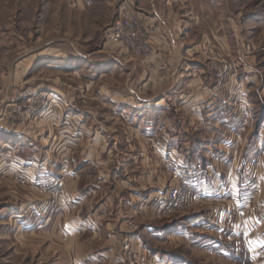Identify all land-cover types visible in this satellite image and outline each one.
I'll return each mask as SVG.
<instances>
[{
    "label": "rangeland",
    "instance_id": "1",
    "mask_svg": "<svg viewBox=\"0 0 264 264\" xmlns=\"http://www.w3.org/2000/svg\"><path fill=\"white\" fill-rule=\"evenodd\" d=\"M123 1L0 0V264H99L74 262L70 236L81 231L70 232L67 223L78 213L82 216L104 207L108 195L123 190L118 162L131 156L124 154L122 143L136 136L119 131L123 124L132 126L133 120L116 115L110 97L132 95L139 79L151 75L148 68L144 74L138 60L105 48V33ZM188 1L202 26L193 40L195 62L208 66L217 92L232 89L241 100L251 98L260 114L264 110V0ZM205 47L208 54H202ZM240 104L244 109L245 103ZM84 111L87 116L74 114ZM254 120L255 127L258 120ZM106 126L109 131L104 135ZM254 130L241 138L253 144L252 150L237 151L235 156L239 160L247 153L253 164H259L264 161V135L253 134ZM151 153L168 174L172 168L165 158L181 162L176 152ZM179 167L174 162L173 168ZM200 168L203 181L196 192L209 202L228 187L237 192L245 188L241 180H235L233 187L223 182L225 178L217 185L207 183ZM256 189L253 183L252 190ZM235 200L242 204L252 199ZM180 218L172 219V228H165L163 220L150 221L148 228L131 235L133 241L150 254L218 264L212 246H200L202 236L195 229L167 239L171 230L181 231ZM96 234L107 239L105 230ZM138 234L141 241L136 239ZM100 240L93 242L95 251ZM121 241L112 246L117 258ZM91 249L84 247L82 258Z\"/></svg>",
    "mask_w": 264,
    "mask_h": 264
},
{
    "label": "crops",
    "instance_id": "2",
    "mask_svg": "<svg viewBox=\"0 0 264 264\" xmlns=\"http://www.w3.org/2000/svg\"><path fill=\"white\" fill-rule=\"evenodd\" d=\"M132 1L150 24L157 53L154 63H166L167 70L165 73L149 75L145 71L147 65L138 61L145 68L143 72L148 74V78L139 79L137 90L132 95L116 94L110 97L117 108L116 115L133 120L132 126L123 124L119 131H124V134L128 131V134L136 137L132 138V142L122 143L124 154L127 152L130 155H126L131 156L122 157L118 162L123 190L116 196L113 193L108 195L104 207L97 206L82 216L78 213L67 223L70 232L81 231L70 236L69 247L74 252V262L116 264L118 259L112 246L116 241H121L118 238L124 233L129 218V221L138 222L141 230L148 228L150 221L156 219L167 223L165 228H172V219L181 217V231L171 230L166 234L167 239L195 229L202 236L200 246H212L215 263L263 264L264 161L253 164L247 153L238 160L235 152L252 150L253 144L241 139L247 132L250 134L252 129L255 128L253 134L264 135V110L257 114L254 108L256 104L251 98L244 101L246 106L241 109L242 96L236 95L232 89L225 91V94L217 92L208 66L195 62L197 49L192 47L195 45L193 40L198 38L199 31L202 33V26L190 10L188 0ZM107 46L105 48L113 49L121 55L118 48ZM74 114L82 117L88 113L84 111ZM136 119H146L148 122L143 125ZM254 119L258 120L255 127ZM108 131L109 127L106 126L103 134H108ZM88 144L89 140H86L85 148H88ZM156 149L176 152L187 165H201L208 178L207 183L217 185L225 178L223 182H229L233 187L235 180H241L245 188L237 192L228 187L220 192L221 196L210 202L205 196H200L192 207L169 217L159 218L139 213L137 204L152 196L157 187L165 188L169 183L168 172L163 167L159 168L161 164L157 163L155 154L151 153ZM224 150L225 153L221 155ZM87 163L91 166L92 160ZM87 163L82 171H86ZM118 178L117 181H120ZM253 183L256 191L252 190ZM239 197L252 200L240 204L235 200ZM103 230L107 239L96 234ZM87 231L90 232L87 234ZM206 236L211 239H206ZM136 239L141 241V236ZM95 240L101 242L97 251L94 250V246H97L93 243ZM84 247L92 249L86 250L85 258H82ZM152 255L172 264H192L180 256L172 259L167 254Z\"/></svg>",
    "mask_w": 264,
    "mask_h": 264
},
{
    "label": "built area",
    "instance_id": "3",
    "mask_svg": "<svg viewBox=\"0 0 264 264\" xmlns=\"http://www.w3.org/2000/svg\"><path fill=\"white\" fill-rule=\"evenodd\" d=\"M152 30L143 13L136 9L132 0H124L118 8L117 18L105 33V44L119 49L122 56L138 60L147 65L151 75L165 73L167 64L154 63L156 48L151 36ZM204 48L202 54H208ZM218 74V77H221ZM244 103V100H241ZM164 162L172 168L169 171V185L158 187L153 195L145 198L138 207L139 213H148L155 217H169L186 208L192 207L200 195L197 194L199 184L203 181V171L198 164L187 165L165 158ZM180 166L178 169L173 165ZM139 229L138 222L128 221L124 230L118 254L121 264H172L170 261L147 252L139 242L133 241L132 234ZM264 264V256L262 259Z\"/></svg>",
    "mask_w": 264,
    "mask_h": 264
}]
</instances>
